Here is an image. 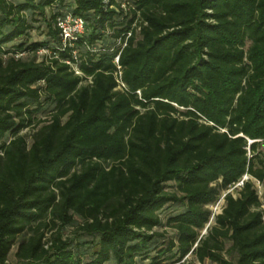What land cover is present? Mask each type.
<instances>
[{"label":"trees","instance_id":"16d2710c","mask_svg":"<svg viewBox=\"0 0 264 264\" xmlns=\"http://www.w3.org/2000/svg\"><path fill=\"white\" fill-rule=\"evenodd\" d=\"M263 139L264 0H0V264H264Z\"/></svg>","mask_w":264,"mask_h":264},{"label":"built area","instance_id":"2783aa9c","mask_svg":"<svg viewBox=\"0 0 264 264\" xmlns=\"http://www.w3.org/2000/svg\"><path fill=\"white\" fill-rule=\"evenodd\" d=\"M85 25L86 23L83 17L72 13H68L65 16L57 19V27L60 30L61 36V48L62 50L68 49L70 55V57L65 58L62 61L69 66L70 70L74 73V75L79 76L83 79L81 83H91V77L84 76L79 67L80 58L78 55V50L76 48L78 40L84 35L86 31ZM129 35L130 33H128L124 40L118 39L117 45L119 47V50L113 59V63L116 66V71L114 72V77L117 82L116 89L121 91L126 89V85L122 81V68L119 63V55L121 53L122 48L126 45V39ZM46 52L47 51L44 49L39 50V54H43ZM256 141L261 142V146L264 148V139L248 140V146L246 147L248 152L249 145ZM247 181H251L253 183L257 196L261 201L259 211L261 213L262 223L264 224V182L250 177L247 173L244 174L242 178L239 179L236 183L231 186H228L225 190H223L219 197L216 199V201L209 206L211 213L208 224L213 222L216 216L222 213V210L225 205L226 195L231 194L233 197H236L238 195V192L244 187V184Z\"/></svg>","mask_w":264,"mask_h":264},{"label":"rangeland","instance_id":"374dc122","mask_svg":"<svg viewBox=\"0 0 264 264\" xmlns=\"http://www.w3.org/2000/svg\"><path fill=\"white\" fill-rule=\"evenodd\" d=\"M35 25H39L37 22L35 23ZM32 33H33V39L34 40H40V39H43V30H42V28L40 29V28H38V29H33V31H32ZM40 55V54H39ZM42 55V54H41ZM39 116H45V114H42V113H39L38 114ZM34 127H29V128H27V129H24V130H22L21 131V134L22 135H25L26 136V138H27V141L28 142H30L31 141V139H30V136L33 134V132H34ZM264 152V151H263ZM210 224H208L207 223V225H206V227H208ZM204 228L202 231H201V235L202 234H206L207 233V228ZM158 231L159 232H161V231H164V228H158ZM45 236L46 237H50V235H51V233H53V232H51V231H46L45 230ZM166 238L165 239H167V238H169V237H172L173 236V234H174V232L172 231V230H170V229H166ZM65 235H69L70 237L71 236H73L74 235V232H73V229L72 228H68L67 230H65ZM15 249H16V246L12 249V252L13 251H15ZM227 257H228V255L226 254V253H224ZM191 259H193V256L192 255H190V256H187V257H185L183 260H181V261H164L163 262V264H184V260L185 261H189V260H191ZM197 264H200L199 262H196ZM205 264H215V263H212V262H210V261H206V263Z\"/></svg>","mask_w":264,"mask_h":264}]
</instances>
